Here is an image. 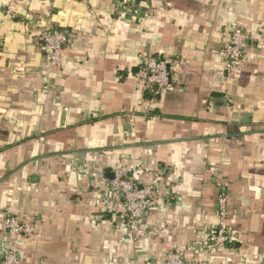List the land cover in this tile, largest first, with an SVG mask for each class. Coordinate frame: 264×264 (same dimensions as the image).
I'll list each match as a JSON object with an SVG mask.
<instances>
[{
  "label": "crops",
  "instance_id": "0c3cea01",
  "mask_svg": "<svg viewBox=\"0 0 264 264\" xmlns=\"http://www.w3.org/2000/svg\"><path fill=\"white\" fill-rule=\"evenodd\" d=\"M0 0V227L21 264H162L200 245L228 192L232 243L188 253L206 264H264V0ZM69 40L50 69L47 29ZM234 27L250 35L238 74L219 56ZM171 60L173 89L153 94L143 55ZM149 106L150 109H146ZM159 190L132 241L108 211L104 178L119 168Z\"/></svg>",
  "mask_w": 264,
  "mask_h": 264
},
{
  "label": "built area",
  "instance_id": "2783aa9c",
  "mask_svg": "<svg viewBox=\"0 0 264 264\" xmlns=\"http://www.w3.org/2000/svg\"><path fill=\"white\" fill-rule=\"evenodd\" d=\"M22 0L11 1L6 14H14L15 6ZM121 14L134 6L135 0H117ZM229 40L221 48L219 56L225 71L230 76L238 74L246 56V47L250 42L249 33L234 27L229 31ZM44 48L48 54L50 69L59 68L62 53L65 50L69 32L65 27L50 28L44 31ZM139 75L143 86L153 94L165 93L173 89L171 82V60L156 55H143L140 60ZM146 109H150L149 106ZM107 184L106 196L97 200L109 203L108 211L125 229V239L137 241L153 235L154 230L146 221V216L155 206L159 186L149 184L141 186L135 179L128 178L121 167L115 175L104 178ZM217 220L208 227L207 236L200 245L188 246L185 250L175 248L167 252L162 264H206L203 259L188 257V253L206 252L223 248L232 243L231 228L228 221V192L221 180L217 181ZM38 223L34 219L22 220L13 213L6 212L0 227V264H21V254L11 239L12 236L30 238L37 233Z\"/></svg>",
  "mask_w": 264,
  "mask_h": 264
}]
</instances>
